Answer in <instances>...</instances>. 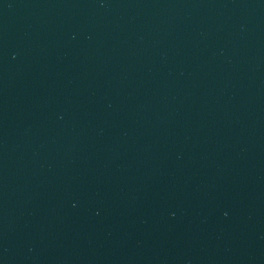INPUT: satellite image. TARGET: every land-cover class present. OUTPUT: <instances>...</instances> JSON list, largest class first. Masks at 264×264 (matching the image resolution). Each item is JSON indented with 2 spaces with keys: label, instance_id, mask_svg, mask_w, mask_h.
I'll return each instance as SVG.
<instances>
[{
  "label": "water",
  "instance_id": "obj_1",
  "mask_svg": "<svg viewBox=\"0 0 264 264\" xmlns=\"http://www.w3.org/2000/svg\"><path fill=\"white\" fill-rule=\"evenodd\" d=\"M0 264H264V0H0Z\"/></svg>",
  "mask_w": 264,
  "mask_h": 264
}]
</instances>
